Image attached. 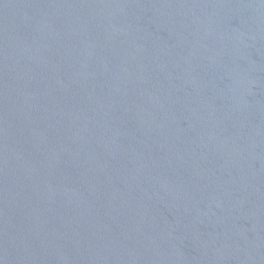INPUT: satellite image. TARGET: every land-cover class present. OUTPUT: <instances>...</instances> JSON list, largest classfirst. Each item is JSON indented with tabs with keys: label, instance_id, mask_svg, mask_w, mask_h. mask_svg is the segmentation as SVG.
Returning a JSON list of instances; mask_svg holds the SVG:
<instances>
[{
	"label": "water",
	"instance_id": "obj_1",
	"mask_svg": "<svg viewBox=\"0 0 264 264\" xmlns=\"http://www.w3.org/2000/svg\"><path fill=\"white\" fill-rule=\"evenodd\" d=\"M0 264H264V0H0Z\"/></svg>",
	"mask_w": 264,
	"mask_h": 264
}]
</instances>
